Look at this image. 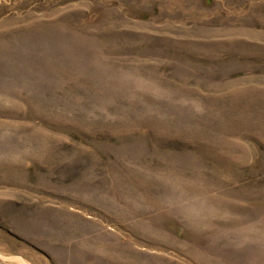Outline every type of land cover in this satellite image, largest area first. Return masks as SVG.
I'll use <instances>...</instances> for the list:
<instances>
[{
  "label": "rangeland",
  "instance_id": "rangeland-1",
  "mask_svg": "<svg viewBox=\"0 0 264 264\" xmlns=\"http://www.w3.org/2000/svg\"><path fill=\"white\" fill-rule=\"evenodd\" d=\"M0 264H264V0H0Z\"/></svg>",
  "mask_w": 264,
  "mask_h": 264
}]
</instances>
